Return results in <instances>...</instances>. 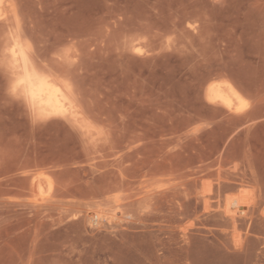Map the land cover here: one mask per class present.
<instances>
[{
	"label": "rangeland",
	"instance_id": "374dc122",
	"mask_svg": "<svg viewBox=\"0 0 264 264\" xmlns=\"http://www.w3.org/2000/svg\"><path fill=\"white\" fill-rule=\"evenodd\" d=\"M1 13L88 128L36 117L0 55V264H264V0ZM224 82L242 101L209 94Z\"/></svg>",
	"mask_w": 264,
	"mask_h": 264
},
{
	"label": "bare ground",
	"instance_id": "6f19581e",
	"mask_svg": "<svg viewBox=\"0 0 264 264\" xmlns=\"http://www.w3.org/2000/svg\"><path fill=\"white\" fill-rule=\"evenodd\" d=\"M4 4L5 0H0V30L7 33L5 35L3 32L4 37L0 38V55L2 62L7 67L6 69L14 77V88L17 92L20 91L21 95L29 102L37 114L36 117H65L67 120L81 125L82 128H88L83 112L75 104L72 87L66 83L67 81L59 79L51 73L52 71L45 69L33 46L27 42L28 40L26 41L25 37L28 36L25 34L27 33L20 27L18 18H14L16 23L13 24L12 18L1 13ZM129 48L128 50L132 51ZM131 55L129 54V58ZM48 66L50 67V65ZM209 94L220 97L224 102H228L230 97L239 101L243 99L239 92L227 82L218 85V87H210ZM230 209L227 217H229L233 227L236 226L241 217H246L248 214L246 207L241 205L238 198L232 200Z\"/></svg>",
	"mask_w": 264,
	"mask_h": 264
}]
</instances>
